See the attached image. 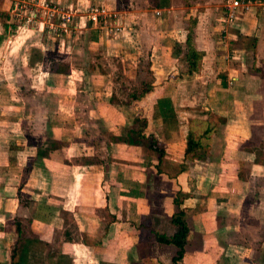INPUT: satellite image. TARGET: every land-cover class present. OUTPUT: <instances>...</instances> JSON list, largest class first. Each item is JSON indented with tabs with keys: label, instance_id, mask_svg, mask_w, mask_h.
Wrapping results in <instances>:
<instances>
[{
	"label": "crops",
	"instance_id": "obj_1",
	"mask_svg": "<svg viewBox=\"0 0 264 264\" xmlns=\"http://www.w3.org/2000/svg\"><path fill=\"white\" fill-rule=\"evenodd\" d=\"M228 1L191 6L195 47L204 52L193 74L173 56L186 37L184 0L162 8L149 0L82 1L87 65L48 60L67 42L64 21L55 47L28 40L13 78H0V264H173L177 248L152 232L172 235L179 213L190 229L178 264H264V0H247L249 9L224 24ZM15 4L0 0V11L19 28L28 20L16 18ZM90 6L103 10L97 21ZM17 37L0 46V71ZM145 54L140 71L151 72L153 88L127 104L143 79L134 81V60ZM103 58L120 61V87ZM20 67L37 69V88L18 81ZM163 100L172 106L166 119ZM208 112L224 123L199 138L204 160L185 159L188 133L215 121ZM135 117L164 148L160 163L143 137L127 142Z\"/></svg>",
	"mask_w": 264,
	"mask_h": 264
},
{
	"label": "rangeland",
	"instance_id": "obj_2",
	"mask_svg": "<svg viewBox=\"0 0 264 264\" xmlns=\"http://www.w3.org/2000/svg\"><path fill=\"white\" fill-rule=\"evenodd\" d=\"M82 1L84 0H65L66 3L61 2V0H15V14L16 18L21 22L23 20H28L25 24H21L19 28H17L18 32H15L17 34V42H15V45L12 47V49H6L7 55L5 63L8 62V66L5 65V67H8L6 69H1L0 71V78L7 77L9 80L13 78L11 75V69H15V63H18L22 65L24 61L21 59L24 57V54L26 53V45L28 46V40L32 38H36L35 41L32 42L34 45H40L42 40L48 41V45L46 44L45 47H49L50 49L55 47V45H58V36H56L59 32L57 29L58 24L61 23V21H64L65 24L62 26L64 29H66L65 35H66V41L65 43H61V51H53L50 52V54L47 56L48 60H55L59 59L60 62L69 61L71 60L72 63H75L76 65H83L88 64L90 62V59L92 56L87 54L86 52H89L88 49L85 48L83 45V38L86 33H84L82 21H79V15L82 11L83 13H86L84 6L82 5ZM201 0H194V4ZM63 4V5H61ZM90 7H88L87 15L90 14ZM76 12V13H75ZM86 15V17H87ZM76 19V20H75ZM76 25V28L74 26ZM83 31V32H79ZM61 32V31H60ZM14 33V34H15ZM137 33V32H136ZM88 34V33H87ZM142 34V33H141ZM77 35V36H74ZM52 36L54 38H52ZM56 36V37H55ZM145 40L147 38V35L144 34ZM75 37L76 41L73 40ZM143 37V35H142ZM139 44H135L134 48H137ZM21 47V50L17 49ZM19 50V51H18ZM63 50L65 52H69L70 54L66 55L64 54ZM148 50L147 48L145 51ZM16 52V54H12L10 52ZM85 52V53H84ZM18 53V54H17ZM12 54V55H10ZM69 56V57H67ZM11 58H14L11 60ZM63 59V61L61 60ZM102 67L104 70H109L113 73V83L120 87L122 83H125L123 79H121L117 74L122 70L120 61H117L115 58L113 59H106L103 58L102 60ZM125 61V60H124ZM133 61V60H132ZM132 61L129 63L132 65ZM139 60L135 59L134 62L136 65L133 64L132 70L136 71L137 69L140 72V75L136 76L137 78L134 80L136 81L139 78L145 79L149 74L147 72L142 73L141 67L146 70L147 66L145 63H147V57L146 54L142 59H140V62L137 63ZM4 63V64H5ZM9 63L10 67H9ZM138 64V68H137ZM3 67V66H2ZM11 68V69H10ZM35 68V67H34ZM20 71L18 72L20 74V77L18 81H22V84L27 86L31 83H33L37 88V83L40 82V78H36L37 69H31L30 71L26 68V71L22 70L21 67L19 68ZM147 71V70H146ZM22 74V75H21ZM12 76V77H11ZM39 79V80H38ZM33 80V81H32ZM129 81H133V79H129Z\"/></svg>",
	"mask_w": 264,
	"mask_h": 264
},
{
	"label": "trees",
	"instance_id": "obj_3",
	"mask_svg": "<svg viewBox=\"0 0 264 264\" xmlns=\"http://www.w3.org/2000/svg\"><path fill=\"white\" fill-rule=\"evenodd\" d=\"M187 8L184 13V29L186 37L183 43L177 42L173 47V56L178 58V60L184 62L187 66L185 73L193 74L200 70L201 62L204 55V52L198 50L195 47L194 43V28L197 24V14L194 15L191 13V6L194 5V0H184ZM149 4L153 8H162L168 4V0H149ZM0 22L2 24V30L0 32V46L4 43L7 38L14 34L17 30V25L14 20H12L10 14L5 11H0ZM149 76L145 79L139 81V83L129 91L125 96V103L131 104L133 101L141 99L146 93H148L153 88V77L151 72L148 71ZM264 78V74L262 75ZM168 100H163L161 102L160 113L164 119L168 117L169 114H172V106H170ZM209 116H212L208 122V127L200 135H195L192 132L188 133L186 146L184 149V158L189 160L199 159L204 160L207 157L208 147L202 146L199 142V138L205 136L207 133L212 131L218 124L224 123V119L212 115L209 113ZM147 125L145 119L135 117L133 124L130 126L128 137L126 138L127 142L130 144L138 143V137H143L147 142V149L155 156L158 163L161 162L165 150L163 147H159L158 140L154 137L153 134H148L145 136L143 134L144 129ZM171 223L176 226V231L172 235H166L165 233H160L158 231L152 232V239L158 243L163 244H173L177 248L176 254L172 258L173 264H178L184 255V247L186 244V238L189 233V227L186 222L181 218V213L175 215L171 220ZM14 257V251L13 255Z\"/></svg>",
	"mask_w": 264,
	"mask_h": 264
},
{
	"label": "built area",
	"instance_id": "obj_4",
	"mask_svg": "<svg viewBox=\"0 0 264 264\" xmlns=\"http://www.w3.org/2000/svg\"><path fill=\"white\" fill-rule=\"evenodd\" d=\"M247 3V0H229L226 5V12L221 17V22L224 24H232L235 22L244 10L249 9ZM101 14H103V10H100L97 7L90 9V19L93 21H97ZM224 30L225 29L223 28L222 31Z\"/></svg>",
	"mask_w": 264,
	"mask_h": 264
}]
</instances>
